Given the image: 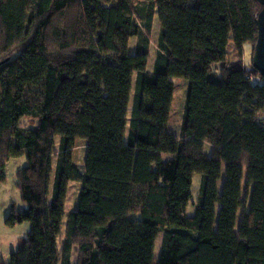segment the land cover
<instances>
[{
    "label": "trees",
    "instance_id": "obj_1",
    "mask_svg": "<svg viewBox=\"0 0 264 264\" xmlns=\"http://www.w3.org/2000/svg\"><path fill=\"white\" fill-rule=\"evenodd\" d=\"M258 10L253 0H0V184L24 158L14 176L27 207L12 204L5 225L30 226L0 264H72L73 254L75 264H264ZM172 79L188 82L177 138ZM69 182L79 188L66 212Z\"/></svg>",
    "mask_w": 264,
    "mask_h": 264
},
{
    "label": "rangeland",
    "instance_id": "obj_2",
    "mask_svg": "<svg viewBox=\"0 0 264 264\" xmlns=\"http://www.w3.org/2000/svg\"><path fill=\"white\" fill-rule=\"evenodd\" d=\"M160 31V25L158 21L157 14L154 15L152 30L150 35V56L147 62L146 70L148 72L153 71L154 61H155V51L158 42V36ZM136 37H131L128 42L127 54L133 55L136 51ZM231 48V46H230ZM243 61L248 66L250 61L251 48L249 44H244L242 47ZM235 58L231 54V50L228 51L227 61L230 62ZM135 74L133 75V79ZM174 91H173V101L171 106V112L169 116V130L174 137H178L180 133V125L183 117V109L186 98V91L188 82L184 79H175L173 81ZM132 90L130 92V97ZM130 100V98H129ZM21 127L31 128L34 126V121L23 118L19 122ZM86 142L84 140H76L74 156L72 159V164L78 169H83V161L85 157V149L83 148ZM205 153H209V147L205 146ZM166 159L167 156H164ZM24 158L13 159L5 167V183L0 184V255L3 257L4 261L7 263L10 260L11 253L15 252L18 248V241L21 238H26L30 231V226L28 223H23L17 225L13 228H8L5 225V219L9 214L10 207L14 204L15 209L19 212H25L27 207L21 203L19 193L15 187V171L21 167L22 162L25 163ZM200 183V175H194L192 178L191 186V201L188 204L185 214L186 216H191L194 213V206L197 201L198 189ZM79 185L77 183L71 182L68 185V201L65 205V211H72L74 205H76L77 194ZM239 218L237 219V221ZM161 233L158 234L153 251V261L156 262L159 254L160 244H161ZM76 255L73 254L71 258L72 264L76 262Z\"/></svg>",
    "mask_w": 264,
    "mask_h": 264
},
{
    "label": "water",
    "instance_id": "obj_3",
    "mask_svg": "<svg viewBox=\"0 0 264 264\" xmlns=\"http://www.w3.org/2000/svg\"><path fill=\"white\" fill-rule=\"evenodd\" d=\"M259 7L255 18L256 41L251 57V65L264 79V0H253Z\"/></svg>",
    "mask_w": 264,
    "mask_h": 264
},
{
    "label": "crops",
    "instance_id": "obj_4",
    "mask_svg": "<svg viewBox=\"0 0 264 264\" xmlns=\"http://www.w3.org/2000/svg\"><path fill=\"white\" fill-rule=\"evenodd\" d=\"M226 60H227V58H226ZM172 82L174 81L173 79L171 80ZM57 141V140H56ZM57 143V142H56ZM75 144H76V142H75ZM85 146H86V144L84 145V149H85ZM57 149V144H55V147H54V150H56ZM74 151H75V147H74V149H73V153H72V159H73V156H74ZM71 182H69L68 183V185L70 184ZM68 201V187H67V196H66V202ZM66 202H65V205H66Z\"/></svg>",
    "mask_w": 264,
    "mask_h": 264
},
{
    "label": "built area",
    "instance_id": "obj_5",
    "mask_svg": "<svg viewBox=\"0 0 264 264\" xmlns=\"http://www.w3.org/2000/svg\"><path fill=\"white\" fill-rule=\"evenodd\" d=\"M246 79L249 80L250 82L255 81V78H254L252 75H248V76L246 77Z\"/></svg>",
    "mask_w": 264,
    "mask_h": 264
}]
</instances>
